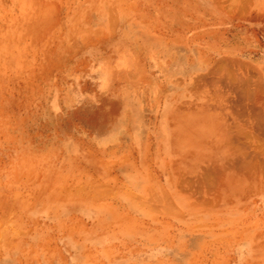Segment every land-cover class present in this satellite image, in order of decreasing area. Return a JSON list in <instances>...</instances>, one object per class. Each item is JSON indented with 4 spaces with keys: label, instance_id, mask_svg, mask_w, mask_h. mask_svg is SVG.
I'll return each instance as SVG.
<instances>
[{
    "label": "rangeland",
    "instance_id": "rangeland-1",
    "mask_svg": "<svg viewBox=\"0 0 264 264\" xmlns=\"http://www.w3.org/2000/svg\"><path fill=\"white\" fill-rule=\"evenodd\" d=\"M33 1L0 0V264L46 263L55 246L74 247L71 262L80 247L88 262L113 261L136 245L131 231L173 247L177 238L154 232L221 230L208 222L222 217V190L202 176L205 143L182 148L174 124L205 117L208 86L224 72L256 80L247 64L207 57L225 38L208 30L207 13L237 17L244 0ZM240 29L264 53L257 25ZM163 119L166 141L149 122ZM130 164L142 179L126 185ZM192 240L224 244L221 233Z\"/></svg>",
    "mask_w": 264,
    "mask_h": 264
},
{
    "label": "crops",
    "instance_id": "crops-1",
    "mask_svg": "<svg viewBox=\"0 0 264 264\" xmlns=\"http://www.w3.org/2000/svg\"><path fill=\"white\" fill-rule=\"evenodd\" d=\"M244 1L247 3L246 0ZM242 10L239 11L237 17L229 18L220 16V13L213 16L207 13L206 27L208 30L213 26V34H217L220 30L223 31V35L225 33L220 51L216 52L213 49L207 57L208 60L212 58L213 61L217 59L224 62L237 61L247 64L253 68L250 70L253 73L249 71L248 78L256 80L248 81L247 85L243 86L242 82L239 84L226 81L227 76L224 72L223 80L219 81L218 85H215V80L213 81L212 92L210 91L211 86H208V94L212 93L213 96L206 104L205 117L196 115L191 119H180L179 123L174 124L173 137L176 141L180 140L182 148L188 142L194 146L198 143H205V154L202 156L208 159V168H211L212 163V168L215 170L214 166L220 161L221 167H224V170H221L223 172L222 184L215 185L214 177V186L208 185L210 190L215 188L222 190V217L211 219L208 216V222L221 221L222 229L206 232L187 229L166 231V233L160 230L154 232L158 236L169 234L165 237L177 238L178 240L175 241L177 245L173 247H152L148 241L149 233L151 234L152 231L136 230L131 231L136 238V245L131 247L132 251L126 257L121 256L113 261L88 262L82 257L85 252L81 250H85V247H80L79 261L71 262L70 255L77 253L73 251L76 249L69 246H55L52 249L53 253L57 254L56 258L46 263L36 264H264L262 261V255H264V121H262L264 120V53L260 51L258 42L253 43L251 40L245 42V38L241 36L240 25L246 15V11ZM197 20L199 21V18ZM200 21L202 22V18ZM213 77H215V71ZM224 87L227 90H224ZM149 122L154 125L155 136L161 137L162 135L163 140L166 141L167 129L165 128L171 124H168L165 119L158 123L151 122V120ZM228 129L232 132L230 133ZM196 156L198 157V154ZM225 166H229L228 171ZM214 170L213 176L215 175ZM199 233L207 234L208 237L221 233L224 244L218 247L203 245L198 240H192V237H198ZM188 237L190 240L186 239Z\"/></svg>",
    "mask_w": 264,
    "mask_h": 264
},
{
    "label": "bare ground",
    "instance_id": "bare-ground-1",
    "mask_svg": "<svg viewBox=\"0 0 264 264\" xmlns=\"http://www.w3.org/2000/svg\"><path fill=\"white\" fill-rule=\"evenodd\" d=\"M36 1V0H35ZM35 1H33L34 3H35ZM232 1H235V0H232ZM247 1V3L245 4V3H243V2H241V1H239L238 2V4H240V2H241V7L243 6L244 7V5H242V3L243 4H245V6L246 7H242L241 9H243V10H245L246 11V15L244 16V19H243V22L245 23V22H248V23H250V24H254V25H257V27H258V31L260 32L259 33V35H260V37H261V45L262 46H264V0H246ZM32 2V3H33ZM31 3V4H32ZM60 3V2H59ZM237 2H235V4H236ZM47 4V3H46ZM234 4V3H233ZM232 4V5H233ZM34 5V4H33ZM39 5V4H38ZM43 5H45V4H43ZM48 5V4H47ZM50 5V4H49ZM51 6V5H50ZM237 6V5H236ZM239 6V5H238ZM44 7H46V5L44 6ZM36 8H37V6H36ZM47 8V7H46ZM38 9V8H37ZM45 8H43V10H44ZM93 9V8H92ZM255 9V11L253 12V10ZM40 10V9H39ZM107 10V9H106ZM108 10H109V8H108ZM242 10V11H243ZM245 11H243V12H245ZM34 12H35V10H34ZM76 12H77V10H76ZM31 14V13H30ZM40 14V13H39ZM72 14V13H71ZM244 14V13H243ZM27 15H28V13H27ZM72 16V15H71ZM70 16V17H71ZM75 16V15H74ZM70 19V18H69ZM73 19V18H72ZM71 19V20H72ZM29 20H30V18H29ZM28 20V21H29ZM78 21V20H77ZM41 22V21H40ZM33 23V22H32ZM74 23H75V21H74ZM24 24H27V23H24ZM23 24V25H24ZM31 24V23H30ZM41 24V23H40ZM33 26H36V25H34V23L32 24ZM31 25V26H32ZM46 25V24H45ZM42 26H38V28H41ZM49 27H51V26H49ZM36 27H34L33 29H35ZM45 28H47V26L46 27H44V28H42V31H45L46 29ZM45 29V30H44ZM29 31V30H28ZM33 31V30H32ZM34 31H36V30H34ZM39 30H37L36 32H38ZM27 32V31H26ZM30 33H34V32H30ZM81 33H83L82 32V30H81ZM88 33V32H87ZM39 34H41L40 32H39ZM25 35V34H24ZM36 35H37V33H36ZM93 35V34H92ZM27 36V35H26ZM26 36H24L25 38H26ZM30 36L32 37V35L30 34ZM7 37V36H6ZM35 37H37V36H35ZM35 37H33V39L35 38ZM9 38V37H8ZM17 39H19V38H17ZM257 39H258V37H257ZM23 40V39H22ZM82 40V39H81ZM86 40V39H85ZM31 41H32V38H31V40L29 41V44L31 43ZM247 66V65H246ZM23 67V66H22ZM249 68H251L250 66H249ZM250 70H252V69H246V70H244L245 71V73H244V76H247L248 74H249V71ZM251 72V71H250ZM255 72V71H254ZM251 73H253V72H251ZM251 75V74H250ZM246 80V79H245ZM244 80V81H245ZM241 81V80H240ZM239 83V82H238ZM237 83V84H238ZM246 84V82H242V84ZM240 84V83H239ZM244 84H243V86H244ZM227 85V84H226ZM232 85V84H231ZM237 86V85H236ZM241 86V85H240ZM234 87V86H233ZM226 88L224 87V90H225ZM230 89H234V88H230ZM257 89V88H256ZM227 90V89H226ZM231 90V91H232ZM234 90H236V89H234ZM229 92V91H228ZM223 93V92H222ZM230 94V93H229ZM250 94V93H249ZM253 96V95H252ZM255 96V95H254ZM253 96V97H254ZM247 97V96H246ZM261 98V97H260ZM232 99V98H231ZM235 99V98H234ZM251 99V98H250ZM260 100V99H259ZM229 101V100H228ZM256 101V100H255ZM254 101V102H255ZM258 101V100H257ZM230 102V101H229ZM249 103V102H248ZM250 104V103H249ZM244 105V104H243ZM248 105V104H247ZM230 107V106H229ZM243 107V106H242ZM228 108V107H227ZM241 108V107H240ZM245 108V107H244ZM224 109V108H223ZM242 109V108H241ZM230 110V109H229ZM236 110V109H235ZM240 111V110H239ZM243 112V111H242ZM241 113V112H240ZM249 113V112H248ZM233 114V113H232ZM249 115H251L252 116V114H250L249 113ZM250 116V117H251ZM261 119V118H260ZM227 120V119H226ZM231 120V119H230ZM229 120V121H230ZM228 121V120H227ZM262 121H264V120H262ZM230 125V124H229ZM235 125V124H234ZM232 127H233V125H231ZM228 127V126H227ZM231 128V127H230ZM227 129V128H226ZM229 130V129H228ZM238 130V129H237ZM244 130V129H243ZM230 131V130H229ZM232 131H230V133H231ZM243 133V132H242ZM247 133V132H246ZM234 134V133H233ZM241 134V133H240ZM248 135V134H247ZM227 136V135H226ZM229 136H231V135H229ZM243 136V135H242ZM228 138V137H227ZM231 139V138H230ZM223 140H225L224 138H223ZM237 140H239V139H237ZM230 141V140H229ZM232 141H234V140H232ZM212 146V145H211ZM210 146V147H211ZM228 146H231V145H228ZM262 147V146H261ZM176 148V147H175ZM233 148V147H232ZM177 149H178V147H177ZM176 149V150H177ZM227 149V148H226ZM234 149H235V147H234ZM230 150H233V149H231L230 148ZM258 150V149H257ZM235 152V151H234ZM236 152H237V150H236ZM243 152V151H242ZM176 153V152H175ZM230 153V152H229ZM239 153V152H238ZM171 153H169V155H170ZM180 154H181V152H180ZM180 154H179V156H180ZM236 154V153H235ZM166 155V154H165ZM182 155V157L184 156L183 154H181ZM202 154H200V156H201ZM230 155V154H229ZM253 155V154H252ZM171 157L173 156L172 154L170 155ZM191 156V155H190ZM193 156V155H192ZM198 156H199V154H198ZM207 156V155H206ZM249 156L251 157V155L249 154ZM165 157H167V155L165 156ZM187 157H189V156H187ZM205 157V156H204ZM208 157V156H207ZM156 159H157V157H156ZM186 159V158H185ZM225 159V158H224ZM249 159V158H248ZM180 160H183V158L181 159V157H180ZM216 160V159H215ZM226 160H227V158H226ZM178 161V160H177ZM177 161H175L176 163H177ZM186 161V160H185ZM210 161V160H209ZM232 161H233V159H232ZM242 161V160H241ZM249 161V160H248ZM187 162V161H186ZM202 162V161H201ZM210 162H212V161H210ZM213 162L215 163V161L213 160ZM227 162V161H226ZM169 162L168 161H166V159L163 161V164H162V166L161 165H159V167H160V169H161V171H163L164 173H165V175H167L166 174V169H167V164H168ZM229 163H231V162H229ZM228 163V164H229ZM236 163V162H235ZM238 163V162H237ZM251 163V162H250ZM182 164L184 165V161L182 162ZM239 164V163H238ZM255 164H257V163H255ZM177 165V164H176ZM186 166H188V165H186ZM199 166V165H198ZM206 168H203V170L204 171H206V174H205V172H203V175H202V173H201V175L204 177L205 175V178H206V181L207 180H209L208 178H211V177H213V178H211V179H214V177H215V175H217V174H219V173H221V171L219 172L218 171V169H216V170H214V168H208L209 167V165H204ZM203 166V167H204ZM216 166V165H215ZM214 166V167H215ZM245 166V165H244ZM260 166V165H259ZM201 167V166H200ZM225 167H227L226 168V170L228 171V168H229V166H225ZM224 167H222V169H223ZM256 168H258V166L256 167ZM179 169H180V167H179ZM187 169H188V167H187ZM193 169V168H192ZM200 169V168H199ZM242 169V168H241ZM201 170V169H200ZM202 170V171H203ZM213 170H214V176H212V175H209L211 172H213ZM224 170V169H223ZM249 170V169H248ZM258 170V169H257ZM169 171V170H168ZM199 171V170H198ZM211 171V172H210ZM241 171V170H240ZM246 171V170H245ZM180 172V171H179ZM200 173V172H199ZM223 173V172H222ZM221 173V174H222ZM228 173V172H227ZM237 173H239L238 172V170H237ZM178 174V173H177ZM182 174H184V173H182ZM213 174V173H212ZM220 174V175H221ZM207 175H209V177L207 176ZM230 175V174H229ZM176 176V175H175ZM178 176L179 175H177V179H178ZM182 176V175H181ZM184 176V175H183ZM201 176V181L202 180H204V179H202L203 177ZM211 176V177H210ZM171 177V176H170ZM223 177V176H222ZM147 178H148V176H147ZM191 178H193V176L191 177ZM123 179V181H125V184L126 185H133L132 183H131V181H135L136 179L139 181V182H141L140 180L142 179V176L139 174V172H138V170H137V168L134 166V164H130V171L126 174V176L124 177V178H122ZM170 179V178H169ZM184 179L185 178H183V180H182V178H181V181H184ZM187 179H188V177H187ZM210 179V180H211ZM218 180H216V182H219L220 181V179L221 178H217ZM145 180H147V179H145ZM180 180V179H179ZM189 183L191 184H193L194 182H192V179H190L189 178ZM195 180V179H194ZM200 179H198V181H197V176H196V180H195V184H196V181H197V185L199 186L200 184L202 185V182H200L199 181ZM205 181V182H206ZM177 182V181H176ZM205 182H203V184L204 185H207V182L205 183ZM172 183V182H171ZM171 183H169V184H171ZM178 183V182H177ZM198 183H200V184H198ZM137 185V184H136ZM212 185V184H211ZM214 186V185H213ZM211 187V186H210ZM217 187V186H216ZM208 188V187H207ZM206 188V189H207ZM205 189V190H206ZM192 190V189H191ZM190 190V191H191ZM109 191V190H108ZM82 191L80 190V193H81ZM195 192V191H194ZM121 193V192H120ZM128 193V192H127ZM152 193V192H151ZM201 193V192H200ZM77 194V193H76ZM79 194V193H78ZM86 194V193H85ZM100 194V193H99ZM187 194V193H186ZM88 195V194H87ZM94 195V194H93ZM153 195V194H152ZM166 195V194H165ZM163 196V198L164 197H166V196ZM132 196V195H131ZM99 197V196H98ZM130 197V196H129ZM132 197H135L134 195L132 196ZM135 198H138L139 199V197L138 196H136ZM146 201L148 200V198L147 199H145ZM204 200V199H203ZM202 200V201H203ZM195 201V200H194ZM161 202V201H160ZM167 202L168 201H166V204H167ZM201 202V201H200ZM151 203V202H150ZM153 203H156V202H153ZM141 205H142V203H140ZM168 204H170V202L168 203ZM167 204V206H169ZM193 204V203H192ZM11 205V204H10ZM13 205V204H12ZM150 205V204H149ZM160 205V204H159ZM164 205V204H163ZM172 205V204H171ZM195 205V204H194ZM144 206H146V204L144 205ZM165 206V205H164ZM11 206H9V208H10ZM171 207V206H170ZM17 208V207H16ZM7 209H8V207H7ZM148 209H150V206H149V208ZM175 209V208H174ZM7 212H8V210H7Z\"/></svg>",
    "mask_w": 264,
    "mask_h": 264
}]
</instances>
